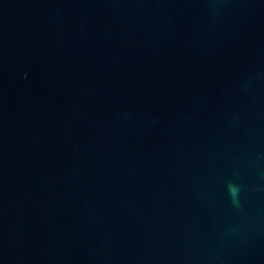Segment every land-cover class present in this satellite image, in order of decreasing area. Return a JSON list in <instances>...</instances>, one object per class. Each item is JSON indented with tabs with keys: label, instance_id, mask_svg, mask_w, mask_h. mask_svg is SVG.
I'll list each match as a JSON object with an SVG mask.
<instances>
[{
	"label": "water",
	"instance_id": "1",
	"mask_svg": "<svg viewBox=\"0 0 264 264\" xmlns=\"http://www.w3.org/2000/svg\"><path fill=\"white\" fill-rule=\"evenodd\" d=\"M0 264H264V0H0Z\"/></svg>",
	"mask_w": 264,
	"mask_h": 264
}]
</instances>
